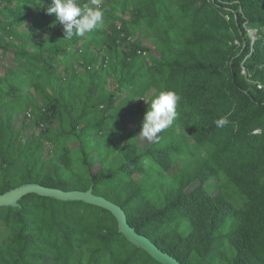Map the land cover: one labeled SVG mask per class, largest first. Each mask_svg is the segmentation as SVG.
Listing matches in <instances>:
<instances>
[{
  "label": "trees",
  "instance_id": "16d2710c",
  "mask_svg": "<svg viewBox=\"0 0 264 264\" xmlns=\"http://www.w3.org/2000/svg\"><path fill=\"white\" fill-rule=\"evenodd\" d=\"M50 6L0 0V194L93 187L183 264H264V0H101L71 39ZM167 90L176 117L143 147ZM19 204L0 206V264H162L107 209Z\"/></svg>",
  "mask_w": 264,
  "mask_h": 264
},
{
  "label": "clouds",
  "instance_id": "9594fccd",
  "mask_svg": "<svg viewBox=\"0 0 264 264\" xmlns=\"http://www.w3.org/2000/svg\"><path fill=\"white\" fill-rule=\"evenodd\" d=\"M49 14H54L56 20L64 27L65 38L83 36L103 23L104 11L101 0H51L47 9ZM180 97L171 90L161 91L150 103L142 124L140 137L152 140L159 133L173 124ZM229 123L228 118L221 117L215 121L218 128H223Z\"/></svg>",
  "mask_w": 264,
  "mask_h": 264
},
{
  "label": "water",
  "instance_id": "95a60500",
  "mask_svg": "<svg viewBox=\"0 0 264 264\" xmlns=\"http://www.w3.org/2000/svg\"><path fill=\"white\" fill-rule=\"evenodd\" d=\"M30 193L64 201H84L107 209L117 219L119 231L131 243L148 252L155 260L162 264H183L177 258L162 250L147 236L138 233L136 228L129 224L127 214L123 208L113 201L95 194L93 187H90L86 191L63 190L56 187L43 186L39 183H25L0 194V206L19 207V201Z\"/></svg>",
  "mask_w": 264,
  "mask_h": 264
},
{
  "label": "rangeland",
  "instance_id": "374dc122",
  "mask_svg": "<svg viewBox=\"0 0 264 264\" xmlns=\"http://www.w3.org/2000/svg\"><path fill=\"white\" fill-rule=\"evenodd\" d=\"M250 34L253 36L254 35V32L253 31H250ZM8 63H10V55L9 54H4V53H2L0 51V70H3L4 69V66L7 65ZM150 141L151 140H146L143 137H140L139 138V144L141 146H143V147L146 146V145H148L150 143ZM46 155L48 156L49 154L47 153Z\"/></svg>",
  "mask_w": 264,
  "mask_h": 264
}]
</instances>
